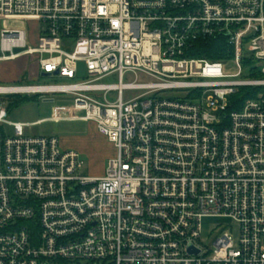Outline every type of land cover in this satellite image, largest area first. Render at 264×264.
<instances>
[{"label":"built area","instance_id":"2783aa9c","mask_svg":"<svg viewBox=\"0 0 264 264\" xmlns=\"http://www.w3.org/2000/svg\"><path fill=\"white\" fill-rule=\"evenodd\" d=\"M0 20L45 26L36 48L1 30L0 60L39 56L70 81L0 96H69L116 149L82 176L78 153L26 133L45 120L0 110V264H264V0H0ZM213 40L232 58L193 55ZM216 217L238 239L225 227L204 248Z\"/></svg>","mask_w":264,"mask_h":264},{"label":"rangeland","instance_id":"374dc122","mask_svg":"<svg viewBox=\"0 0 264 264\" xmlns=\"http://www.w3.org/2000/svg\"><path fill=\"white\" fill-rule=\"evenodd\" d=\"M25 27L28 32V45L31 48L37 47V42L44 31L45 26L36 21L12 22L0 20V31L4 28ZM39 63V56H21L20 58L2 62L0 64L1 74H7L9 77H17L18 81L10 82L6 86H24V85H45L51 83L65 84L70 81L61 79H51L43 77L42 73H37L34 64ZM27 71L33 79L27 81L21 74ZM21 72V73H20ZM3 77V75H1ZM87 78L85 65L79 64L78 79ZM135 77L127 75L125 83H130ZM102 84H117L118 78H108L101 82ZM135 92H125V98H133ZM116 94L107 95L109 100H114ZM28 98V101L13 108L8 114V120L11 122L35 123L45 120L44 123L31 126L26 129L28 136L55 137L60 141L63 150L74 151L78 153L84 165L79 174L85 177H102L105 174L109 159L116 155V149L113 144L102 137L93 122L80 121L75 118L83 116L84 113L74 110L73 99L66 95L58 96H0V110L8 109L9 105L15 100ZM10 133V129H8ZM225 227L234 229V238L238 239V225L226 218H205L202 220V237L201 243L204 248H208L218 231ZM63 264H101L98 262H81L72 263L64 262Z\"/></svg>","mask_w":264,"mask_h":264},{"label":"trees","instance_id":"16d2710c","mask_svg":"<svg viewBox=\"0 0 264 264\" xmlns=\"http://www.w3.org/2000/svg\"><path fill=\"white\" fill-rule=\"evenodd\" d=\"M193 55L195 57L206 58L209 60H225L227 58H232L233 49L230 48L224 40H213L202 44L200 50ZM248 64L249 60H244V66H247ZM255 76L259 78L262 77L259 75ZM244 93L245 91H241L237 97L242 100L245 95ZM26 101H28V98H21L20 100L12 102L7 109V114H9L13 108L20 106V104H23Z\"/></svg>","mask_w":264,"mask_h":264},{"label":"crops","instance_id":"0c3cea01","mask_svg":"<svg viewBox=\"0 0 264 264\" xmlns=\"http://www.w3.org/2000/svg\"><path fill=\"white\" fill-rule=\"evenodd\" d=\"M1 57H2V52H1V31H0V59H1ZM2 62H10V61H2V60H0V64ZM33 66H34L35 71L37 73H39V72L41 73L39 63H35ZM1 72L2 71H0V85H6V84L7 85H10L9 84L10 82L18 81V78L17 77H9V76H7V74H4V73L1 74ZM21 74L23 75V78L24 79H27V81H29L30 79H33V76H31L29 73H27V71H22ZM1 75H3V77H1Z\"/></svg>","mask_w":264,"mask_h":264},{"label":"water","instance_id":"95a60500","mask_svg":"<svg viewBox=\"0 0 264 264\" xmlns=\"http://www.w3.org/2000/svg\"><path fill=\"white\" fill-rule=\"evenodd\" d=\"M47 76H48V74H44V75H43V77H47Z\"/></svg>","mask_w":264,"mask_h":264}]
</instances>
